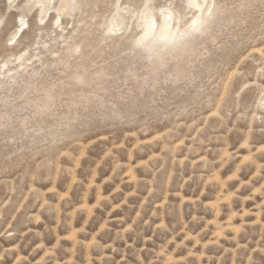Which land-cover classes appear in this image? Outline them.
<instances>
[{"label": "rangeland", "instance_id": "rangeland-1", "mask_svg": "<svg viewBox=\"0 0 264 264\" xmlns=\"http://www.w3.org/2000/svg\"><path fill=\"white\" fill-rule=\"evenodd\" d=\"M196 1L0 0V264H264V0Z\"/></svg>", "mask_w": 264, "mask_h": 264}, {"label": "bare ground", "instance_id": "bare-ground-1", "mask_svg": "<svg viewBox=\"0 0 264 264\" xmlns=\"http://www.w3.org/2000/svg\"><path fill=\"white\" fill-rule=\"evenodd\" d=\"M190 4L193 5L194 7H199V3L196 0H189ZM37 3L41 4L43 3V0H36ZM145 12L144 11V21H143V25H144V34H143V39H146L148 37H150L152 35V27L153 25L149 23V21L145 18ZM173 21V16L172 13L170 11H163L161 13V24L159 29L156 28V33H158V37L161 35H164L165 37H167L169 35V27L171 25V22ZM199 21V17H196L194 19V21L191 23V26L189 28H191L194 24H196ZM23 23V22H21ZM156 21L154 20V26L156 27ZM23 24H20L18 29L15 32V35H18L20 29L22 28ZM115 28L118 27V25H114ZM158 29V30H157Z\"/></svg>", "mask_w": 264, "mask_h": 264}, {"label": "snow or ice", "instance_id": "snow-or-ice-1", "mask_svg": "<svg viewBox=\"0 0 264 264\" xmlns=\"http://www.w3.org/2000/svg\"><path fill=\"white\" fill-rule=\"evenodd\" d=\"M142 6L146 9L145 18L149 21L150 24L153 25L152 36H153V38H156V28L154 26V17L152 15V13L156 10L157 7H159V5L156 4L154 2V0H147V2L144 3ZM159 40H160V42H162L164 44L168 43L167 37H165L164 35L159 36ZM144 45H145V40L143 38L137 40V42H136L137 47L142 48V47H144Z\"/></svg>", "mask_w": 264, "mask_h": 264}]
</instances>
